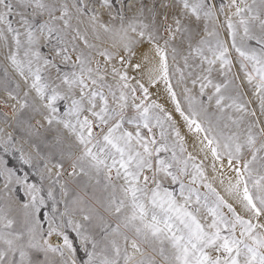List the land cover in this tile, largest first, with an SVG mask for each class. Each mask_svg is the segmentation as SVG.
<instances>
[{"label": "snow or ice", "instance_id": "snow-or-ice-1", "mask_svg": "<svg viewBox=\"0 0 264 264\" xmlns=\"http://www.w3.org/2000/svg\"><path fill=\"white\" fill-rule=\"evenodd\" d=\"M0 264H264V0H0Z\"/></svg>", "mask_w": 264, "mask_h": 264}]
</instances>
